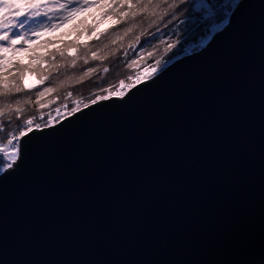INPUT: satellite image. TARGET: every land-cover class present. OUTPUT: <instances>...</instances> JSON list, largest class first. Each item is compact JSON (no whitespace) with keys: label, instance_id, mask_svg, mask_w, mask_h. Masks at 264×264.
<instances>
[{"label":"water","instance_id":"water-1","mask_svg":"<svg viewBox=\"0 0 264 264\" xmlns=\"http://www.w3.org/2000/svg\"><path fill=\"white\" fill-rule=\"evenodd\" d=\"M192 55L139 107L111 97L21 138L26 165L0 181V264L264 259V39L257 27L233 63Z\"/></svg>","mask_w":264,"mask_h":264},{"label":"trees","instance_id":"trees-1","mask_svg":"<svg viewBox=\"0 0 264 264\" xmlns=\"http://www.w3.org/2000/svg\"><path fill=\"white\" fill-rule=\"evenodd\" d=\"M47 1L49 0H34L41 5H45ZM92 1L96 4L95 9L75 18L60 33L43 34L35 40L33 39L36 34L31 33L30 37L23 41L19 39L10 41L14 47L0 49V79L5 84H11L12 78L18 77L23 89L19 93L9 91L6 97L0 96V101L11 106L10 114L0 116V125H3L0 129L1 144L8 141L9 132L15 135L19 128L24 126L23 121L28 117L33 118L34 124L46 122L49 114L56 115L57 108L61 111L71 108L73 100L82 99L86 102L88 99H93L96 94L103 95L102 90L105 88L115 91L120 81L127 83L128 77H135L137 73L149 71V66L158 58L166 61L158 68L165 69L176 60L189 55L190 48L199 43L195 39H186L181 42V37L175 35L176 32L182 33L183 30L176 22L171 21V16L166 11L167 4L171 0ZM153 5L157 7L153 9ZM160 12H164V15L159 17L156 24L149 27L148 25ZM100 14L102 18L97 20ZM19 19L23 21L28 17L22 15ZM36 19L37 16L29 19L28 24L24 25L25 30L29 25L34 24ZM101 27L102 30L99 31ZM126 28L131 30L125 33ZM145 29L151 35L142 34L140 42L132 48L130 42L137 33H142ZM66 36L67 39H65ZM113 40L115 43H112ZM207 42L209 40L199 49L194 47L193 51L201 50ZM169 43L173 45V48L165 51ZM85 45L88 46L87 49L83 48ZM97 47L101 48L97 55H102L103 59L92 58ZM178 47L180 51H177ZM141 48L144 49L143 52ZM59 50H63L65 56L69 58L63 64L62 70L59 73L49 72V78L42 85L32 89L26 88L23 82L26 70L37 73L46 67L43 57ZM33 53L38 55L36 64L30 60ZM137 53H140L139 58ZM73 56L76 57L74 64L70 59ZM85 56H87V63H85ZM133 60L136 63L130 64L129 61ZM89 68L92 71L84 75ZM61 81H64L63 85L55 87ZM44 87H55V90L41 96L38 105L36 92L42 91ZM18 100L19 104L16 103ZM16 108L21 110L19 117L15 114ZM4 161V155L0 154V167H3Z\"/></svg>","mask_w":264,"mask_h":264},{"label":"snow or ice","instance_id":"snow-or-ice-1","mask_svg":"<svg viewBox=\"0 0 264 264\" xmlns=\"http://www.w3.org/2000/svg\"><path fill=\"white\" fill-rule=\"evenodd\" d=\"M48 5H41L35 3L34 0H0V49L5 47H14L10 42L13 39H23L30 37L32 32L36 31V28L25 30L24 25L28 24L29 19L40 15L41 8H47ZM60 7L63 9L65 5L61 4ZM157 6L153 5L152 8L155 9ZM143 11V9H142ZM166 11L171 16V21L176 22L183 30V32H176L175 35L181 37V42L186 39H195L199 43L194 45L196 48H200L206 41L211 42L207 44V47H203L202 50L193 53L192 56L187 57V59H196L197 57H206L214 65L222 63H233L240 52L243 51L244 45L249 37L258 27L262 39H264V0H260L259 4H253L247 2V0H171L167 4ZM26 16L28 19L21 21L19 18L21 16ZM164 15V12L157 13L156 19L152 20L149 27L156 24L159 21V17ZM179 17V18H178ZM48 25L41 24L39 27H46ZM202 29V31H201ZM15 30V31H14ZM131 29L126 28L124 32L127 33ZM158 31V29H157ZM11 33V35H9ZM151 35L145 29L142 33H137L133 40L130 42L131 47L135 48L140 42L141 35ZM115 43V40L112 41ZM80 47V46H77ZM87 49L88 46H83ZM173 45L169 43L165 51L172 49ZM181 49L178 47L177 51ZM101 51L100 47H97L96 52L92 54L93 59H103L102 55H97ZM113 51H115L113 49ZM144 49L141 48V52ZM140 53H137L139 58ZM43 59L46 61V67L40 69L37 72L38 84H43L46 79L49 78V72L59 73L63 64L68 60L63 52V50L53 51L48 55L44 56ZM71 63H75L76 57L70 58ZM85 63H87V56L84 57ZM58 62V63H57ZM163 61L161 59H156L155 62L149 66V71L137 73L135 77H128V82L120 81L119 86L115 91H109L108 88L103 89V95L96 94L93 99H88L86 102L84 100H73L72 107L66 108L65 111H61L60 108L55 110L56 119L53 118L51 114L48 115L46 122L33 123V118L30 116L23 121L24 126L19 128V131L13 135L12 132L8 133V150L4 151L5 161L3 167H0V181H7L10 176L20 174L26 165V155L24 147H17L16 145L21 143V138L31 139L27 136L28 133H32L33 136L36 132L33 130L48 129V132H39V137L47 136L50 133L57 132L58 130L52 125L58 124L59 129L65 128V125L71 123V121L66 120L65 117H72L73 120L76 117L74 113H80L81 116L84 115L80 112V109H88L89 112L93 111L89 105H97L98 101H110V97H123L122 100L117 104L113 103V107L117 105L124 106H135L139 107V98L145 90L151 89L162 80V78L167 75L170 71L169 69L160 70L158 66H162ZM130 64H135L136 61H129ZM183 63V62H181ZM92 69L89 68L84 73L87 75ZM159 74L157 75V72ZM256 75V74H255ZM252 74V78H255ZM154 79H150L151 77ZM260 79L262 88H264V61L261 63L260 67ZM11 84H5L2 79H0V96L6 97L9 91H14L16 93L21 92L23 89L19 84V78L13 77ZM142 81H147L148 83H141ZM64 81H61L59 87L63 85ZM134 85H140V87H135ZM55 87H44L42 91L36 92L37 104H40V97L46 95L47 93L54 91ZM133 89L132 91H129ZM125 93H128L125 96ZM69 95H71L69 93ZM17 104L20 101H16ZM104 105H98V107H103ZM11 106L3 101H0V116L5 114H10ZM20 108L15 109V114L17 117L20 116ZM43 116V113H41ZM62 121V123H61ZM3 125H0V129ZM29 149L31 145L28 146ZM19 157V162L17 159ZM6 169H11L10 171H5ZM243 264V262H241ZM258 264H264V259H261Z\"/></svg>","mask_w":264,"mask_h":264},{"label":"rangeland","instance_id":"rangeland-1","mask_svg":"<svg viewBox=\"0 0 264 264\" xmlns=\"http://www.w3.org/2000/svg\"><path fill=\"white\" fill-rule=\"evenodd\" d=\"M45 4L48 5V7L41 8L40 15L37 16L35 23L27 27V29H31L33 27L36 28V31L32 32L34 35L36 34L33 40L37 39L43 34L60 33L65 27L72 23L75 18H79L93 11L96 6L95 2H93L92 0H49ZM61 4L65 5L63 9L60 7ZM101 18L102 14L97 16V20ZM41 24H46L48 26L41 28L39 27V25ZM101 30L102 27L99 29V31ZM67 38L68 37L66 36L65 39ZM193 49L194 47L190 48V54L194 52ZM37 56L38 55L34 53L32 56H30V60L32 61V63H37ZM37 80V73L27 69L23 76V82L25 87L29 89L37 87L38 85H40L37 83ZM16 146L19 147V144ZM8 148V141L3 144L0 143V154L4 155V151L8 150Z\"/></svg>","mask_w":264,"mask_h":264},{"label":"built area","instance_id":"built-area-1","mask_svg":"<svg viewBox=\"0 0 264 264\" xmlns=\"http://www.w3.org/2000/svg\"><path fill=\"white\" fill-rule=\"evenodd\" d=\"M66 117H67V116H66ZM66 117H65V118H66ZM53 118H54V119H56V115H55V116H53Z\"/></svg>","mask_w":264,"mask_h":264}]
</instances>
